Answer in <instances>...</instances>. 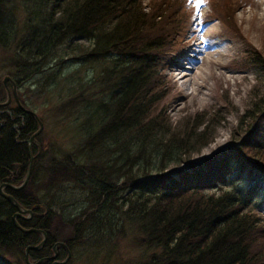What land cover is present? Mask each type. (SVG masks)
<instances>
[{"label": "trees", "instance_id": "16d2710c", "mask_svg": "<svg viewBox=\"0 0 264 264\" xmlns=\"http://www.w3.org/2000/svg\"><path fill=\"white\" fill-rule=\"evenodd\" d=\"M141 1L22 0L19 22L11 0H0V45L12 50L16 84L46 71L57 47L76 37L92 45L71 59L86 54L101 63L93 98L73 79V96L60 106L72 111L80 141L66 152L48 147L47 164L37 153L25 185L4 187L32 215L16 217V225V207L0 194V264H28L26 247L43 239L19 226L46 234L28 251L37 264H51L56 241L74 249L127 235L159 252L147 264H264V219L252 208L261 201L264 209V103L245 112L236 145L184 163L219 122L196 113L194 125L177 133L158 110L161 68L173 57L189 0H152L148 10ZM238 1L204 4L228 25ZM25 109L21 100L0 104V183L25 178L37 123ZM171 163L182 166L168 169ZM57 250L65 254L64 246Z\"/></svg>", "mask_w": 264, "mask_h": 264}, {"label": "rangeland", "instance_id": "374dc122", "mask_svg": "<svg viewBox=\"0 0 264 264\" xmlns=\"http://www.w3.org/2000/svg\"><path fill=\"white\" fill-rule=\"evenodd\" d=\"M21 2H10L18 9L19 22L23 20ZM151 2L142 0L141 5L148 10ZM185 6L189 15L176 39L173 57L161 68L164 77L160 81L162 92L158 110L164 113L167 123L177 133L192 126L196 113L204 114V122L210 117L219 119V122L211 134L201 138L203 142L198 141L184 155V163L207 159L228 145H236L243 135L244 123L249 121L244 119L245 112L254 110L258 103H264V0H239L238 5L232 6L233 17H227L228 25L212 19L213 14L204 3L197 8L196 0H189ZM189 40H204V50L190 49ZM91 45L90 40L79 37L60 45L54 52L55 60L50 61L46 71L31 80L20 79L17 84L12 78L16 71L10 65L14 58L12 50L0 45V104L8 100H5L6 94L10 96L8 103L14 104L15 89L18 102L21 100L41 122L40 127L37 120L35 131L28 138L40 128L28 146L29 161L31 155L34 160L37 153L44 152L42 162L47 164L48 147L54 146L58 151L66 152L80 141L72 121V111L60 106L73 96V88L69 86L76 79L83 82L85 93L93 98L97 84L92 80L96 79L101 63L91 60L86 54L79 59H71L80 54L77 48L89 49ZM178 71L187 75L178 80L181 75L177 76ZM6 76L9 79L4 84ZM67 76L70 77L66 81ZM158 94L155 96L159 97ZM32 146H37V152L31 150ZM180 166L181 163H171L167 168ZM2 191L5 192L4 188ZM252 208L264 219L261 201L253 203ZM23 215L30 216L28 212ZM85 243L69 249L67 264H147L154 252L159 253L132 242L129 235L114 237L102 244ZM29 262L37 264V261Z\"/></svg>", "mask_w": 264, "mask_h": 264}, {"label": "water", "instance_id": "95a60500", "mask_svg": "<svg viewBox=\"0 0 264 264\" xmlns=\"http://www.w3.org/2000/svg\"><path fill=\"white\" fill-rule=\"evenodd\" d=\"M8 79H9V77L6 76V77L4 78V80H3V83L5 84L6 80H8ZM13 85H14V87H15V83H13ZM14 96H15L16 101L18 102V98H17V94H16V92H15V89H14ZM9 100H10V96L8 95V100H7L5 103H2V104H7V103L9 102ZM18 103H19V102H18ZM25 110H27V109H25ZM27 111L30 112L31 114H33V115L36 117V114H35L33 111H30V110H27ZM36 118H37V117H36ZM37 120H38V122L40 123V127H41V122L39 121L38 118H37ZM39 131H40V128L37 130V132H35V133L30 137V139H28V141H27V142H28V146H30V143L34 140V135L37 134V133H39ZM32 161H33V156L31 155V156H30L29 165H28V168H27L26 177H25V179H24V182H23L21 185L16 186V185L8 184V183H2V184L0 185V194H1L3 197H5L6 199H8L10 202H12L13 205H14V206L16 207V209H17L16 212L14 213V215H13V219H14V221H15V218H16V217L28 218V217L24 216L23 213L28 212L29 215H32V211H31L30 209L22 208V207L20 206V204L14 199V197H13L12 195H10V194H8V193L2 191V188L5 187V186L11 187L12 189H20V188H22V187L25 185V183H26V181H27V179H28V177H29V175H30V170H31ZM15 224L17 225V222H16V221H15ZM19 227H20V229H21L23 232L38 231V232H42V234H43V239L41 240V242H40L38 245H35V246H34V245H33V246H32V245H29V246H27L26 249H25V261H26V263H28V264H33V263H30V262H29V260H28V254H27V253H28L29 249H37L39 246H41V245L44 243V241L46 240V234H45V232H44L43 230H41V229H36V228H23V227H21V226H19ZM57 244H60V245L65 246V244H64L63 242H57V243H55V245H54V254L51 255L49 258H54V257H55V254H56L55 246H56ZM69 256H70V251L68 250L66 259H68ZM38 262H39V261H37V263H38ZM59 263H61V262H59ZM35 264H36V263H35Z\"/></svg>", "mask_w": 264, "mask_h": 264}, {"label": "flooded vegetation", "instance_id": "af4514ba", "mask_svg": "<svg viewBox=\"0 0 264 264\" xmlns=\"http://www.w3.org/2000/svg\"><path fill=\"white\" fill-rule=\"evenodd\" d=\"M57 242H62V241H56L55 243H57ZM55 243L52 245L53 253L52 254H47V260H49L51 262V264H67L69 258L66 259V257H67V252H68L69 248L66 247V244L64 242L63 243L65 244V246H64L65 256L64 257H60V254H59V252L57 250V246H63V245L57 244L55 246V251H56L55 257L54 258H49L51 255L54 254V245H55ZM59 262H61V263H59Z\"/></svg>", "mask_w": 264, "mask_h": 264}, {"label": "bare ground", "instance_id": "6f19581e", "mask_svg": "<svg viewBox=\"0 0 264 264\" xmlns=\"http://www.w3.org/2000/svg\"><path fill=\"white\" fill-rule=\"evenodd\" d=\"M189 42H190V44H189L190 49L199 51L201 49L204 50V48H205V44H204L205 42H204V40L203 41L200 40L198 42L197 41H193V40H189L188 43ZM180 74H181V72L178 71L177 76L180 75ZM186 75H187L186 73L181 74L179 76L178 80L181 79V78H184ZM181 85H182V83H180V86Z\"/></svg>", "mask_w": 264, "mask_h": 264}, {"label": "snow or ice", "instance_id": "6c2138e0", "mask_svg": "<svg viewBox=\"0 0 264 264\" xmlns=\"http://www.w3.org/2000/svg\"><path fill=\"white\" fill-rule=\"evenodd\" d=\"M204 2L205 0H196V7L199 8Z\"/></svg>", "mask_w": 264, "mask_h": 264}]
</instances>
